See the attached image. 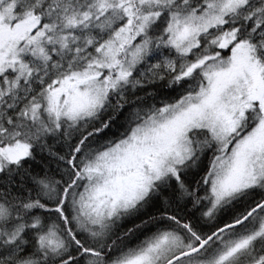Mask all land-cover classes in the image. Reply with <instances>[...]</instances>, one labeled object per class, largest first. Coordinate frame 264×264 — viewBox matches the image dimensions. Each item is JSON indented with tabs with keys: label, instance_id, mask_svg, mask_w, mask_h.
Wrapping results in <instances>:
<instances>
[{
	"label": "snow or ice",
	"instance_id": "snow-or-ice-1",
	"mask_svg": "<svg viewBox=\"0 0 264 264\" xmlns=\"http://www.w3.org/2000/svg\"><path fill=\"white\" fill-rule=\"evenodd\" d=\"M0 264H264V0H0Z\"/></svg>",
	"mask_w": 264,
	"mask_h": 264
}]
</instances>
